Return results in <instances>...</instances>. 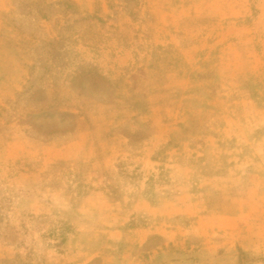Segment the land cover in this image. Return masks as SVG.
Returning <instances> with one entry per match:
<instances>
[{"label": "rangeland", "instance_id": "obj_1", "mask_svg": "<svg viewBox=\"0 0 264 264\" xmlns=\"http://www.w3.org/2000/svg\"><path fill=\"white\" fill-rule=\"evenodd\" d=\"M10 140L0 264H264V0H0Z\"/></svg>", "mask_w": 264, "mask_h": 264}, {"label": "crops", "instance_id": "obj_2", "mask_svg": "<svg viewBox=\"0 0 264 264\" xmlns=\"http://www.w3.org/2000/svg\"><path fill=\"white\" fill-rule=\"evenodd\" d=\"M238 28H241V27H238ZM19 148H20V145H19V143L16 145L15 140L14 141L10 140L5 145L0 147V186H5V184H7V182H8L7 176H8V171L10 169L9 167L11 164V155L14 154L13 156H14V160H15L16 151L19 152ZM70 243H78L80 245V239H78V241H75V242L70 240ZM80 250H81L83 255L87 256V258L84 262L87 261L88 257H91V256L92 257L93 256L99 257L100 253H101V251L98 250L92 254H89L86 250L82 249L81 247H80ZM104 261L106 262V264H111L109 261H106V260H104ZM123 264H126V261H124Z\"/></svg>", "mask_w": 264, "mask_h": 264}]
</instances>
